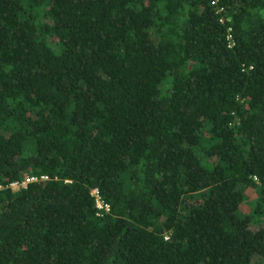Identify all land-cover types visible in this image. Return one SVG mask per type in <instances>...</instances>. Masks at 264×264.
<instances>
[{
    "label": "trees",
    "instance_id": "trees-1",
    "mask_svg": "<svg viewBox=\"0 0 264 264\" xmlns=\"http://www.w3.org/2000/svg\"><path fill=\"white\" fill-rule=\"evenodd\" d=\"M0 185V264H264V0H0Z\"/></svg>",
    "mask_w": 264,
    "mask_h": 264
},
{
    "label": "built area",
    "instance_id": "built-area-1",
    "mask_svg": "<svg viewBox=\"0 0 264 264\" xmlns=\"http://www.w3.org/2000/svg\"><path fill=\"white\" fill-rule=\"evenodd\" d=\"M38 177H39V178H45L46 175H44V174H40ZM36 178H37V177H36L35 175L24 174L23 177H22L21 183H25V182L30 181V180H35ZM10 184H11V185H16V183H15L14 181H11ZM0 187H1V185H0ZM92 192H93V194H94V196H95L96 204H97L98 206H101L102 202H101V201L99 200V198H98V192H97V189H96V188H93V189H92Z\"/></svg>",
    "mask_w": 264,
    "mask_h": 264
},
{
    "label": "rangeland",
    "instance_id": "rangeland-1",
    "mask_svg": "<svg viewBox=\"0 0 264 264\" xmlns=\"http://www.w3.org/2000/svg\"><path fill=\"white\" fill-rule=\"evenodd\" d=\"M14 186H16V185H14Z\"/></svg>",
    "mask_w": 264,
    "mask_h": 264
}]
</instances>
